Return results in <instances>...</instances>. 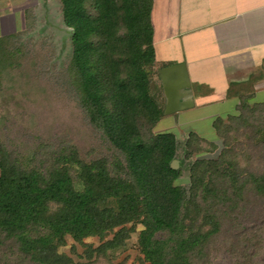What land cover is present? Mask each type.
<instances>
[{
  "label": "trees",
  "instance_id": "obj_1",
  "mask_svg": "<svg viewBox=\"0 0 264 264\" xmlns=\"http://www.w3.org/2000/svg\"><path fill=\"white\" fill-rule=\"evenodd\" d=\"M152 1L60 0L71 30L68 83L115 154L84 161L62 142L39 144L24 158L0 142V264L4 250L22 264H82L59 251L66 236L82 244L112 233L90 255L121 247L136 225L146 264H211L209 246L223 222L244 218L253 199L264 225V101L250 102L243 87L234 91V112L211 122L216 140L207 143L217 153L189 164L186 188L175 184L176 138L150 131L164 110L151 92ZM201 140L188 133L187 156L202 151ZM250 150L261 163L257 171L238 166L253 160ZM263 234L264 227L254 249L242 234L226 242L230 263L263 264Z\"/></svg>",
  "mask_w": 264,
  "mask_h": 264
},
{
  "label": "rangeland",
  "instance_id": "obj_2",
  "mask_svg": "<svg viewBox=\"0 0 264 264\" xmlns=\"http://www.w3.org/2000/svg\"><path fill=\"white\" fill-rule=\"evenodd\" d=\"M30 6L25 7L19 21L11 25L7 20L1 27L0 38L8 34H17L14 39L0 43V142L10 151L21 157H28L39 144H50L54 147L60 143H68L75 147L79 157L90 161L105 157L110 159L115 154L114 148L104 138L100 131L92 127L84 112L81 110L68 83L67 67L71 56V30L62 21L60 0H29ZM155 15V14H154ZM153 15V16H154ZM158 17V13H157ZM19 18V17H18ZM152 21L156 23L155 16ZM158 37V30H155ZM175 42V41H174ZM167 47H172L166 50ZM182 54L176 44L156 45V59L174 58ZM159 67L154 65L151 76L155 99L163 102L164 84L159 76ZM201 90V88H199ZM187 89L179 91L181 100L188 97ZM262 94H258L253 101H261ZM224 111L222 110H219ZM209 114L216 112L205 110ZM199 113L196 107L184 108L178 112L163 114L159 121L151 128V133L170 132L176 138V168L180 175L175 184L186 188L189 164L196 157H209L217 153L218 148L212 149L207 143L215 141L206 114L203 118H189ZM189 132L206 139L201 140L199 146L202 151L187 156L185 142ZM251 151V150H250ZM253 156L256 151H251ZM246 157V156H245ZM239 167L252 168L257 171L261 163L257 156L245 162L240 159ZM259 202L252 200L244 218L238 217V222L229 225L227 219L223 222L220 233L209 246V260L211 264H231L229 255L225 252L226 242L231 238L247 236L254 249L259 230L264 227L259 218ZM229 221V223H228ZM129 225H127L128 227ZM141 226L136 225L134 231L128 233L121 247L91 253L103 242L112 238L107 233L101 238L87 237L82 244L75 243L69 236L59 251L66 254L73 263L82 264H146L137 250V233ZM264 241V234H263ZM250 246V245H249ZM264 253V245L258 250ZM263 252V253H262ZM262 256V255H261ZM6 264H22L10 251L4 250ZM258 258L257 256L255 259ZM258 260V259H257ZM264 264V260L262 261Z\"/></svg>",
  "mask_w": 264,
  "mask_h": 264
},
{
  "label": "crops",
  "instance_id": "obj_3",
  "mask_svg": "<svg viewBox=\"0 0 264 264\" xmlns=\"http://www.w3.org/2000/svg\"><path fill=\"white\" fill-rule=\"evenodd\" d=\"M30 5L29 0H0V35L4 22L15 25L18 14ZM150 21L158 69L184 66L168 76L186 74L185 100L199 110L189 118L206 114L211 128L215 117L234 112L238 104L234 91L241 87L240 92L252 93L250 102H259L253 101L258 94L264 101V0H153ZM157 44H176L182 54L158 61ZM209 109L216 112L202 113Z\"/></svg>",
  "mask_w": 264,
  "mask_h": 264
},
{
  "label": "water",
  "instance_id": "obj_4",
  "mask_svg": "<svg viewBox=\"0 0 264 264\" xmlns=\"http://www.w3.org/2000/svg\"><path fill=\"white\" fill-rule=\"evenodd\" d=\"M184 66L177 65V66H170V67H165L159 70V76L164 84L163 87V93L165 97V105H164V112L166 114H171L174 112H178L184 108L190 107L192 104L188 100H181V96L178 93L180 90L185 89L188 87V78L186 74H177V77L175 79L170 78L168 76L169 73L175 72L176 70H183ZM176 161H172L170 164L171 168H176Z\"/></svg>",
  "mask_w": 264,
  "mask_h": 264
}]
</instances>
